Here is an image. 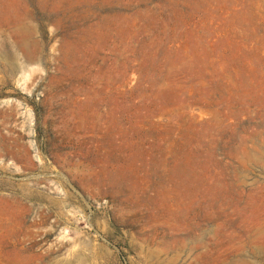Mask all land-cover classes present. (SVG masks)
I'll return each mask as SVG.
<instances>
[{
    "label": "rangeland",
    "instance_id": "1",
    "mask_svg": "<svg viewBox=\"0 0 264 264\" xmlns=\"http://www.w3.org/2000/svg\"><path fill=\"white\" fill-rule=\"evenodd\" d=\"M0 264H264V0H0Z\"/></svg>",
    "mask_w": 264,
    "mask_h": 264
}]
</instances>
